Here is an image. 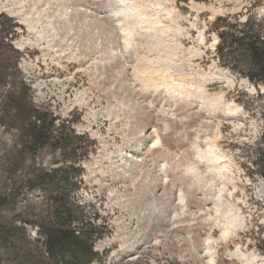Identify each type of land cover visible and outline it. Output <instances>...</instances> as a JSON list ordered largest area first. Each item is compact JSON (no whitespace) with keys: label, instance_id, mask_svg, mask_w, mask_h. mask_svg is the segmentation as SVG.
<instances>
[{"label":"rangeland","instance_id":"374dc122","mask_svg":"<svg viewBox=\"0 0 264 264\" xmlns=\"http://www.w3.org/2000/svg\"><path fill=\"white\" fill-rule=\"evenodd\" d=\"M1 13L20 26L11 44L33 103L95 142L72 195L100 216L94 264H264V85L221 65L213 30L218 17L264 20V0H0ZM16 141L0 122L12 159L0 225L15 237L0 264H43L29 224L42 193L15 198L8 179L27 165Z\"/></svg>","mask_w":264,"mask_h":264},{"label":"trees","instance_id":"16d2710c","mask_svg":"<svg viewBox=\"0 0 264 264\" xmlns=\"http://www.w3.org/2000/svg\"><path fill=\"white\" fill-rule=\"evenodd\" d=\"M18 28L11 18L0 14V60L4 63L0 64V78L6 82L11 77L0 100V122L5 126L13 123L16 161L23 159L27 163L21 169H13L8 179L17 191L15 198L25 193H42L44 211L29 224L37 227L43 237L41 246L36 243L43 264H94L100 256L96 251L101 238V227L97 225L100 216L94 214L93 219H88L86 208L72 195L84 184L83 164L90 158L95 142L77 132L74 116L62 119L45 103H33L32 87L18 70L19 53L11 44L19 36ZM213 30L219 39L221 65L236 70L254 84L264 85V20L250 16L238 23L218 17ZM0 157L5 165L2 166L8 168L12 159L4 151H0ZM255 164L264 176V148L257 152ZM3 204L0 198V207ZM14 240L12 232L0 225L4 254L13 250L9 246ZM21 246L14 251L16 258H28V249ZM256 248L264 255V238L258 240ZM29 263L34 264V259Z\"/></svg>","mask_w":264,"mask_h":264}]
</instances>
